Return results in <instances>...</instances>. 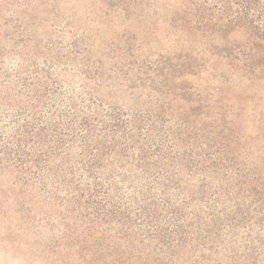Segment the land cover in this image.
Wrapping results in <instances>:
<instances>
[{"label": "rangeland", "instance_id": "1", "mask_svg": "<svg viewBox=\"0 0 264 264\" xmlns=\"http://www.w3.org/2000/svg\"><path fill=\"white\" fill-rule=\"evenodd\" d=\"M248 12L0 0V264H264Z\"/></svg>", "mask_w": 264, "mask_h": 264}, {"label": "trees", "instance_id": "2", "mask_svg": "<svg viewBox=\"0 0 264 264\" xmlns=\"http://www.w3.org/2000/svg\"><path fill=\"white\" fill-rule=\"evenodd\" d=\"M239 5L243 10V13L248 15V11L251 9L256 10L258 15L263 17L264 19V0L261 2L260 0H239Z\"/></svg>", "mask_w": 264, "mask_h": 264}]
</instances>
